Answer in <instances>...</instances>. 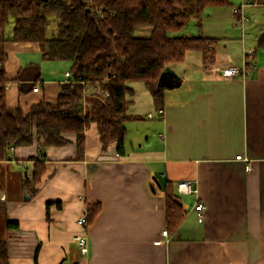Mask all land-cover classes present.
<instances>
[{"label": "crops", "instance_id": "crops-1", "mask_svg": "<svg viewBox=\"0 0 264 264\" xmlns=\"http://www.w3.org/2000/svg\"><path fill=\"white\" fill-rule=\"evenodd\" d=\"M230 1L206 20L198 17L201 34L219 39L215 63L205 64L201 52L190 51L168 65L182 80L174 88L158 86L165 98L162 115L143 82L127 84V113L141 118L126 122L123 152L115 142L102 151L92 124L83 155L74 133L66 135L68 144L47 147L40 183L32 181L35 158L41 157L35 144L12 147L0 160V239L10 244V264H36L35 254L37 264H264V48H256L264 6ZM247 6L263 9L253 34L245 32L253 28L246 25ZM211 20L214 25H205ZM231 24L241 35L219 32ZM142 30L146 35L150 28ZM2 48L7 105L28 111L41 100L56 103L72 62L44 58L37 42L8 40ZM247 49L254 54L245 60ZM248 58L246 77L222 73ZM33 64L40 66L38 78ZM166 181L186 212L173 237L162 235ZM181 181L194 191L179 192ZM197 201L206 204L203 221ZM89 203H100L101 211L83 227L79 218ZM8 220L18 227L9 229ZM80 234L88 237L86 253L75 240Z\"/></svg>", "mask_w": 264, "mask_h": 264}, {"label": "trees", "instance_id": "trees-1", "mask_svg": "<svg viewBox=\"0 0 264 264\" xmlns=\"http://www.w3.org/2000/svg\"><path fill=\"white\" fill-rule=\"evenodd\" d=\"M245 1L264 6V0ZM229 5L230 0H0V160L8 157L12 147L35 144L41 157L35 158L32 181L40 183L46 175L47 147L68 144L66 135L74 133L78 153L83 155L86 130L92 124L96 125L102 151L115 142L118 151L123 152L126 122L141 118L127 113V84L143 82L162 115L165 98L158 81L163 70L185 60L190 51L201 52L205 64L215 63L219 41L201 33L171 32L183 28L192 17L200 18L207 7ZM50 16L56 18L52 36L48 35ZM12 20V33L8 35L7 26ZM143 27L150 28L148 34H138ZM8 40L37 42L44 58L72 62L71 82L61 86L56 103L41 100L28 111L7 105L2 45ZM256 48H264V32L258 36ZM246 63L250 64L249 58ZM32 67L37 69L38 78L39 64ZM79 76L88 83H100L109 90V96L86 93ZM163 192L167 231L173 237L186 212L172 182L164 183ZM100 211V203L87 205L88 225ZM18 224L15 220L6 223L9 229ZM10 257V244L0 239V264H10Z\"/></svg>", "mask_w": 264, "mask_h": 264}, {"label": "built area", "instance_id": "built-area-1", "mask_svg": "<svg viewBox=\"0 0 264 264\" xmlns=\"http://www.w3.org/2000/svg\"><path fill=\"white\" fill-rule=\"evenodd\" d=\"M253 51L252 50H246L244 51V58L246 60V56L247 55H252ZM222 73L225 76H239V77H246L247 75L250 74V70L249 68L246 66V61H244L243 65L241 67H236V66H230L227 68H224ZM66 77L68 79V82L71 81V73L70 71L66 72ZM78 79L82 80V78L79 76ZM82 85L85 88L86 93H98L101 94L104 97H108L109 96V90L104 88L100 83L96 82V83H88L84 80L81 81ZM40 88L39 85H36L33 90L34 91H38ZM85 104L86 102H83V111L82 114L85 113ZM239 159H244V160H249L248 157H244L243 155L239 154L236 156ZM249 167V165H248ZM178 191L181 193H190L192 191H194V189L192 188V186L190 185V182L188 181H181L178 183L177 185ZM195 211L197 212L198 215V220L199 221H203L204 219V211L206 209V204L203 201H197L195 206H194ZM79 223L83 226V227H87V213H84L80 218H79ZM162 235L167 237L168 236V231L167 229H165L162 232ZM75 240L77 241L78 245L81 248V251L83 253L88 252V237L86 234H80V235H76L75 236Z\"/></svg>", "mask_w": 264, "mask_h": 264}, {"label": "rangeland", "instance_id": "rangeland-1", "mask_svg": "<svg viewBox=\"0 0 264 264\" xmlns=\"http://www.w3.org/2000/svg\"><path fill=\"white\" fill-rule=\"evenodd\" d=\"M227 7L228 6H219V8H222V9H226ZM213 8H215V7H207V8H205V10L203 12H201L200 18L204 17V19L206 20V18L209 15H212V13H213L212 9ZM246 8H247L246 9V11H247L246 18L248 17L246 25H251L253 28H250L249 26H247V27H245V32L248 33V34L249 33L253 34V32H255V30L261 26V18L263 16V13H262L263 9L261 7L252 8L251 6H247ZM227 15L225 16V18H227ZM198 21L199 20H198L197 17H192L189 20V22L183 28H181L178 31H172L171 35H182V34L196 35V34H200L201 33L200 23H198ZM211 22H212V20H211ZM214 24H215V22L208 23L206 21V23H205V25H207V26L208 25H214ZM12 26H13V20L7 26V31H11ZM218 29H219L220 33H223L226 36H239V34L241 35V31H242L241 29L233 28L232 24L229 25L228 27H227V25H225L223 27L220 26ZM218 29H216V30H218ZM55 30H56V18H55V16H50L49 17L48 35L52 36L53 32ZM138 34H141V35L144 34L142 28H141L140 31L138 30ZM238 49L241 50V46L240 45H239Z\"/></svg>", "mask_w": 264, "mask_h": 264}, {"label": "water", "instance_id": "water-1", "mask_svg": "<svg viewBox=\"0 0 264 264\" xmlns=\"http://www.w3.org/2000/svg\"><path fill=\"white\" fill-rule=\"evenodd\" d=\"M181 76H179L176 72L172 71L168 66L163 70V72L160 75L158 86L160 88H174L181 84ZM154 182L156 185L161 188L162 185L160 181L154 177Z\"/></svg>", "mask_w": 264, "mask_h": 264}]
</instances>
